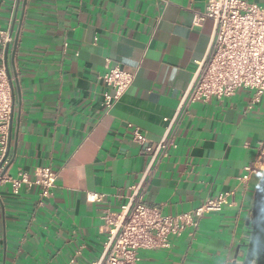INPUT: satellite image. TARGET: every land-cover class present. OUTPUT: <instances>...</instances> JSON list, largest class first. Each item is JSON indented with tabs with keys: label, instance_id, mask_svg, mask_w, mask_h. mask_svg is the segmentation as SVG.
Masks as SVG:
<instances>
[{
	"label": "crops",
	"instance_id": "crops-1",
	"mask_svg": "<svg viewBox=\"0 0 264 264\" xmlns=\"http://www.w3.org/2000/svg\"><path fill=\"white\" fill-rule=\"evenodd\" d=\"M17 1L0 0L14 101L1 174L31 178L49 167L57 178L45 201L36 187L13 194L0 184V264H94L107 236L103 213L130 201L149 164L130 126L162 139L213 23H194L204 0ZM249 1L264 8V0ZM112 66L134 79L105 111L101 77ZM175 142L154 168L144 204L178 214L231 192L233 205L204 216L192 239L186 233L167 250L140 252L139 264H231L258 181L253 175L244 186L240 178L264 147V92L194 103L175 124ZM89 192L100 201H88Z\"/></svg>",
	"mask_w": 264,
	"mask_h": 264
},
{
	"label": "built area",
	"instance_id": "built-area-1",
	"mask_svg": "<svg viewBox=\"0 0 264 264\" xmlns=\"http://www.w3.org/2000/svg\"><path fill=\"white\" fill-rule=\"evenodd\" d=\"M195 24L206 20L213 23L205 56L195 67L192 81L184 93L175 117L167 120V127L158 142L149 140L139 127L130 126L132 141L150 157L141 183L132 187L130 201L119 209L105 211L102 215L106 239L100 259L94 264H139L142 251L167 250L172 239L184 234L192 239L204 216L219 213L233 205L232 193H220L200 205L178 214H165L160 207H149L143 202L150 176L156 165L176 148L175 124L189 113L191 105L207 102L211 97L223 98L238 90L254 92L255 100L264 92V8L249 0H204V8L193 15ZM10 41L7 32H0V45L4 48ZM2 48V49H3ZM106 91L103 93V108L110 110L127 91L134 75L119 67H109L101 77ZM12 94L0 56V163L9 143V127ZM6 159L0 166V184L9 182L11 192L18 194L25 186L28 190L38 188L41 201L52 197L56 187V173L49 167H38L33 177L19 171L16 177L1 174ZM240 178L244 186L253 175L258 179L264 173V147L245 168ZM97 193H87V200L100 201ZM69 264H74L70 260Z\"/></svg>",
	"mask_w": 264,
	"mask_h": 264
},
{
	"label": "water",
	"instance_id": "water-1",
	"mask_svg": "<svg viewBox=\"0 0 264 264\" xmlns=\"http://www.w3.org/2000/svg\"><path fill=\"white\" fill-rule=\"evenodd\" d=\"M19 0L17 1V5ZM17 8V7H16ZM8 44L4 49V66L6 68L9 86L12 91V83L10 80L8 64H7ZM13 98L10 115L9 135L11 134V120L13 115ZM9 144L4 156L7 158L9 153ZM246 231L241 237L237 245L235 254L231 264H264V173L259 178L252 194L251 205L249 209V216L246 221Z\"/></svg>",
	"mask_w": 264,
	"mask_h": 264
},
{
	"label": "rangeland",
	"instance_id": "rangeland-1",
	"mask_svg": "<svg viewBox=\"0 0 264 264\" xmlns=\"http://www.w3.org/2000/svg\"><path fill=\"white\" fill-rule=\"evenodd\" d=\"M259 180V179H258ZM258 182V181H257Z\"/></svg>",
	"mask_w": 264,
	"mask_h": 264
}]
</instances>
